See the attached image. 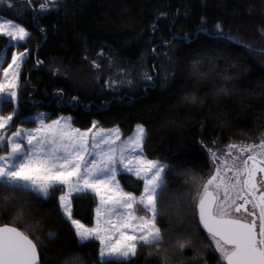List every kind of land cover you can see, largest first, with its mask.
<instances>
[{
  "label": "trees",
  "instance_id": "trees-1",
  "mask_svg": "<svg viewBox=\"0 0 264 264\" xmlns=\"http://www.w3.org/2000/svg\"><path fill=\"white\" fill-rule=\"evenodd\" d=\"M63 3L56 12L21 21L29 36L17 47L0 35L4 67L13 51L28 50L16 105L3 100L0 115L15 109L12 125L27 128L36 126L28 118L33 114L44 112L47 120L66 115L77 129L95 123L123 136L143 125L144 156L168 166L158 218L165 239L159 250L138 247L127 264H224L199 225L196 205L212 173L208 149L264 140V0ZM107 61L136 76L144 70L151 79L111 92L107 77L93 69ZM119 179L125 190L141 194L142 179ZM61 195L57 189L45 199L0 186V226L32 240L39 264H125L101 260L97 239L78 241ZM96 204L91 193L74 195L72 218L92 227ZM178 241L185 242L183 249Z\"/></svg>",
  "mask_w": 264,
  "mask_h": 264
},
{
  "label": "snow or ice",
  "instance_id": "snow-or-ice-1",
  "mask_svg": "<svg viewBox=\"0 0 264 264\" xmlns=\"http://www.w3.org/2000/svg\"><path fill=\"white\" fill-rule=\"evenodd\" d=\"M40 10L48 11L47 4H41ZM216 27L220 29L219 24ZM0 35L9 38L8 46L17 47L12 42L24 41L29 33L12 20H0ZM27 54V49L13 52L12 62L3 68L8 82L0 83V97L5 102L18 100L17 91L6 92V88H17V78ZM4 59H7L6 51ZM2 67L3 63H0ZM147 78L151 79L150 76ZM15 114L16 110L13 109L10 115H0V151L5 153L0 155V186L30 190L45 199L57 189L62 191L60 206L76 229L79 242L85 244L90 239H100V243L105 245L101 250L102 258L114 257L127 264L138 247L161 248L165 237L158 226L159 205L163 199L168 166L144 156L146 130L143 125H137L136 134L129 138L128 143L117 144L119 135L115 138L97 134L89 137L92 129L86 132L73 129L70 118H61L64 120L63 126L61 120L46 125L45 114L41 113L39 128L28 131L18 128L8 135ZM237 148L236 144L229 145L227 154L231 157L227 171L233 172V175L225 178L218 168L203 185V193L199 195L196 205L199 222L214 239L219 237L216 250L227 264H264V192L259 197L255 195L258 184L264 183L256 180L257 173H264V141L259 145L239 148L238 154L234 155L231 150ZM209 151L213 163H216L220 158ZM221 167L225 165L221 164ZM122 172L133 173L142 179L144 191L139 198L120 188L117 176ZM218 178L220 182L215 183ZM214 183L217 191L210 192L209 186ZM241 184V193L231 197V192ZM222 186L221 197L219 190ZM244 190H247L246 194H243ZM89 192L99 198L96 215L104 218L105 229L85 228L79 220L72 218L69 198ZM248 196L256 201L253 208L259 209L258 232L255 219L249 223L240 218H224L230 215L232 208L236 213L243 209L249 216H254L255 213L245 207L252 203ZM237 200H243V203L237 204ZM141 211L151 215H138ZM105 230L107 235L101 237L100 232ZM54 239L55 235L50 234L49 240ZM177 245L183 249L185 242L178 241ZM0 264H39L37 245L16 228L0 227ZM64 264H76V261L66 259Z\"/></svg>",
  "mask_w": 264,
  "mask_h": 264
},
{
  "label": "rangeland",
  "instance_id": "rangeland-1",
  "mask_svg": "<svg viewBox=\"0 0 264 264\" xmlns=\"http://www.w3.org/2000/svg\"><path fill=\"white\" fill-rule=\"evenodd\" d=\"M41 4H47L48 11L42 12L40 10ZM63 4H64L63 0H54V2H53V0H22V1L20 0V1L17 2V4H15L13 7H11V10L7 11V14L11 15V16H8V15L4 16L3 14H1L4 11L2 10L3 8L0 7V20H12L13 23L20 24L22 27H24L21 24V21H26V22L27 21H31V20L33 21L38 16H42V15H45V14H48V13H51V12H56L57 10H59L62 7ZM29 15H30V17H29ZM6 40L8 42L9 38L6 37ZM23 42L24 41H19V42L14 41L12 43L13 44H21ZM5 51L6 50L2 51V53L0 54V63H3V67L0 68V72H2V74H3L2 75V81L0 83L7 84L8 78H5L4 73H3V68H7V66H8V65H6L4 67V61H5L4 52ZM13 52H17V51H13ZM13 52H12V54H13ZM12 54H11L9 63L12 62V60H11ZM6 55H7V53H6ZM100 63L101 62H99V65L95 63L96 67H93V69L94 68L95 69L98 68L97 71L99 72V74L107 77V87L106 88L111 90V92H117V91H120L121 89H131V88H133L135 86V84L139 83L140 81H145V80L147 81V79H148L147 77H149L147 72H145L144 70L141 72V74L139 76H136V74L134 72L124 71L122 69H118L115 65H112V63L110 61H107L105 66L100 65ZM13 90L16 91V89L6 88V92H10V91H13ZM3 100H4V98L0 97V103ZM12 102L16 105L17 100L16 101H12ZM41 113L45 114L44 112H39V113L33 114L31 116H28V118L30 120H33V121L36 122V126L35 127H33V128H27V127H22V126L14 127L12 125L10 131L7 134L10 135L11 132L16 131V129H18V128H22L25 131H28V130H31V129H35V128H39L41 125L39 123V119L38 118L40 117ZM61 118H70V116L60 115L58 118L54 119V120H61V126H63L64 125V120L61 119ZM54 120H47L46 119V114H45L44 123L46 125H51L52 121H54ZM70 124H71V118H70ZM71 127L73 129H77V128L73 127L72 124H71ZM90 129H92V132L89 133V137H91V135H93V134H97V135H111L113 138H115L116 135H119L120 139L117 141V144H121V143H125L126 144V143L129 142V138L130 137H134L135 136L136 130H137V126L134 128V130L129 135H126V136H123L118 128L101 129V128H98V127L93 128V125H92ZM101 130H103V131H101ZM110 130H118V131L117 132H112ZM80 131L81 132H86L87 130H80ZM237 146H238L237 149H232L231 150L234 155L238 154L237 151H239V148L243 147V145H237ZM209 150H211V152H215L217 157L220 158L216 163H213V157H212V155H211ZM228 152H229V145L228 146H224V147H220V148H219V146H213L212 148L207 150L208 160H209V163H210V167L212 169L211 176L214 175L216 173V170L219 168L221 176H223L225 178L229 177V175H228L229 171H227V165L231 164V157H229L227 155ZM3 154H5V153L3 151H0V155H3ZM150 160H152V159H150ZM155 161H158V160H155ZM158 162H160L162 164H165L162 161H158ZM221 164H224L225 167H221ZM121 174H127V175L136 176L133 173H127V172H122ZM121 174H118V176H117V181H118V183L120 185V188L123 191H125V192H130V191L125 190L122 187V184H121L120 179H119V176ZM211 176L209 178H211ZM219 182H220V180L218 178L215 183H219ZM225 182H227V180ZM215 183H214V185L209 186V189L213 190V192L217 191L216 188H215ZM64 190L67 191V188H65ZM143 191H144V185L142 187L141 194L143 193ZM89 193H91V192H89ZM130 193H132V192H130ZM91 194H93L96 197V199H97V204H96V207L94 208L95 210H94V218H93V227L92 228L99 227L101 229H105L104 218H98L97 215H95L97 207L100 206L99 198L94 193H91ZM132 194H133V196H135L137 198H139L141 196V194L140 195H135L134 193H132ZM219 194H220L221 197L223 196V186L219 190ZM230 196L231 197H235L236 196V190L234 192H231ZM72 197L69 198L70 201H71ZM62 212H63V210H62ZM63 214H64V212H63ZM137 214L138 215H145V216H150L151 215L150 213H147L145 211H141V212H139ZM66 218H67V216H66ZM70 223H71V221H70ZM71 225H72V223H71ZM72 227H73V229L76 232V229L74 228L73 225H72ZM129 234L135 235V234H138V233L129 232ZM106 235H107L106 230L100 232V236L101 237H105ZM93 239H97L100 242V239H98V238H93ZM216 240L217 239H214V238L210 237V241H211L215 251L217 252L219 257L222 259L221 254L216 250ZM107 243H108V241H107V239H105V244H107ZM100 245H101V250L105 248L104 244L100 243ZM99 258L101 260L118 259V258H114V257L102 258L101 257V251H100V254H99Z\"/></svg>",
  "mask_w": 264,
  "mask_h": 264
},
{
  "label": "flooded vegetation",
  "instance_id": "flooded-vegetation-1",
  "mask_svg": "<svg viewBox=\"0 0 264 264\" xmlns=\"http://www.w3.org/2000/svg\"><path fill=\"white\" fill-rule=\"evenodd\" d=\"M20 1V0H0V7H2L3 11L1 14H3L4 16H7V11L8 10H11V7H13L15 4H17V2ZM22 1V0H21ZM8 16H11V15H8ZM264 141V140H263ZM261 143V142H260ZM259 143V144H260ZM257 144V145H259ZM243 147H246V146H243ZM242 148V147H241ZM258 151V149H257ZM239 152V151H237ZM246 155L245 154V158H246ZM259 158V157H258ZM230 165V164H229ZM229 176H232L233 175V172H230L228 173ZM243 179V177H242ZM256 180L258 182H261V181H264V173H257V176H256ZM243 188V185L241 184L240 186L237 187L236 189V195L238 193H241V189ZM209 191L213 192V190H210L208 189ZM247 190H244V193L243 194H246ZM264 192V183H259L258 184V191L255 193V195L257 197H259V195ZM203 193V192H202ZM248 199L250 201H252V197L251 196H248ZM256 201H252V203H249L247 204L245 207L249 210V211H252L255 213L254 216H249L243 209L241 210V212L239 213H236L234 208L230 209L229 212H230V215L229 216H226L228 218H232V219H237V218H240L242 219L243 222H252L254 219L257 223V232L259 231V209H255L253 208V203H255ZM243 203V200H237V204H241ZM224 261V260H223Z\"/></svg>",
  "mask_w": 264,
  "mask_h": 264
},
{
  "label": "water",
  "instance_id": "water-1",
  "mask_svg": "<svg viewBox=\"0 0 264 264\" xmlns=\"http://www.w3.org/2000/svg\"><path fill=\"white\" fill-rule=\"evenodd\" d=\"M211 192V191H210ZM197 211H198V220H199V209L197 208ZM225 219H232V218H228V217H224ZM199 225H200V227L202 228V230L209 236V237H212L208 232H207V230L203 227V225H201L200 224V222H199ZM0 227H5V226H0ZM7 227H11V226H7ZM12 228H14V227H12ZM19 231V230H18ZM20 232V231H19ZM213 238V237H212ZM215 239H219V237H216ZM221 243H222V241H221ZM228 247H230V246H228ZM224 264H227V261H225L224 260Z\"/></svg>",
  "mask_w": 264,
  "mask_h": 264
},
{
  "label": "crops",
  "instance_id": "crops-1",
  "mask_svg": "<svg viewBox=\"0 0 264 264\" xmlns=\"http://www.w3.org/2000/svg\"><path fill=\"white\" fill-rule=\"evenodd\" d=\"M96 198V197H95ZM97 200V199H96ZM95 210V209H94ZM94 210H93V218H94ZM96 215V214H95ZM65 216V215H64ZM66 217V216H65ZM82 224V223H81ZM86 227V226H85ZM92 227H93V225H92ZM91 226L89 227V228H92ZM86 228H88V227H86Z\"/></svg>",
  "mask_w": 264,
  "mask_h": 264
}]
</instances>
